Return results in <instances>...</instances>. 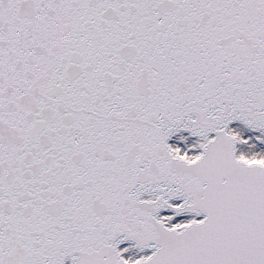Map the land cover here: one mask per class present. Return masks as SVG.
<instances>
[{
    "label": "snow or ice",
    "instance_id": "6c2138e0",
    "mask_svg": "<svg viewBox=\"0 0 264 264\" xmlns=\"http://www.w3.org/2000/svg\"><path fill=\"white\" fill-rule=\"evenodd\" d=\"M0 264H264V0H0Z\"/></svg>",
    "mask_w": 264,
    "mask_h": 264
}]
</instances>
